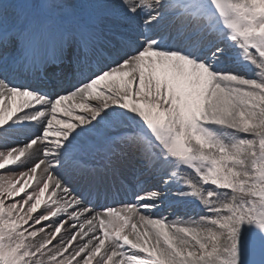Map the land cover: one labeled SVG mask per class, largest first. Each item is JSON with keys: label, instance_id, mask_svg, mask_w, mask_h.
Here are the masks:
<instances>
[{"label": "snow or ice", "instance_id": "6c2138e0", "mask_svg": "<svg viewBox=\"0 0 264 264\" xmlns=\"http://www.w3.org/2000/svg\"><path fill=\"white\" fill-rule=\"evenodd\" d=\"M0 170V264H264V0H0Z\"/></svg>", "mask_w": 264, "mask_h": 264}, {"label": "bare ground", "instance_id": "6f19581e", "mask_svg": "<svg viewBox=\"0 0 264 264\" xmlns=\"http://www.w3.org/2000/svg\"><path fill=\"white\" fill-rule=\"evenodd\" d=\"M185 205V204H184ZM187 205V204H186ZM190 206V205H189ZM180 205H177V206H174V207H172L171 209H169L167 206H165L164 207V210H163V214L164 215H166L167 213H169V212H171V215L173 216H175V218H172V217H170V218H172V219H176L177 217H182V215L183 214H188L189 213V211H188V209L187 208H184V209H180ZM192 206H190V208H191ZM193 212V211H192ZM196 212H198V211H196ZM194 213H195V211H194ZM193 214V213H192ZM190 215V214H189ZM186 216V215H185ZM193 217V216H192Z\"/></svg>", "mask_w": 264, "mask_h": 264}, {"label": "rangeland", "instance_id": "374dc122", "mask_svg": "<svg viewBox=\"0 0 264 264\" xmlns=\"http://www.w3.org/2000/svg\"><path fill=\"white\" fill-rule=\"evenodd\" d=\"M0 171H3V170H0ZM47 195V194H46ZM182 206H183V208L182 209H184V208H187L188 209V211H189V213L188 214H183L182 215V218H184V219H188L189 217H195V216H199L200 214H202L201 212H200V209L199 208H197L195 205H190V206H192L191 208H190V206H189V204H182ZM193 211V212H192ZM194 211H195V213H194ZM196 211H198V212H196ZM193 213V214H192ZM190 214V215H189ZM186 215V216H185Z\"/></svg>", "mask_w": 264, "mask_h": 264}]
</instances>
